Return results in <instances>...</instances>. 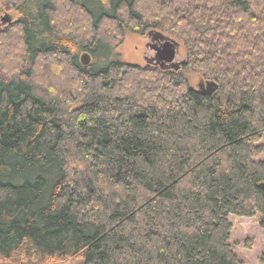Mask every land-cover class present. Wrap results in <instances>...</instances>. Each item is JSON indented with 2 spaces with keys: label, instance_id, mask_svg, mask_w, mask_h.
Returning <instances> with one entry per match:
<instances>
[{
  "label": "trees",
  "instance_id": "trees-1",
  "mask_svg": "<svg viewBox=\"0 0 264 264\" xmlns=\"http://www.w3.org/2000/svg\"><path fill=\"white\" fill-rule=\"evenodd\" d=\"M0 26V264H245L230 219L264 230V0H0ZM129 33L185 64L106 62Z\"/></svg>",
  "mask_w": 264,
  "mask_h": 264
},
{
  "label": "rangeland",
  "instance_id": "rangeland-1",
  "mask_svg": "<svg viewBox=\"0 0 264 264\" xmlns=\"http://www.w3.org/2000/svg\"><path fill=\"white\" fill-rule=\"evenodd\" d=\"M11 17V22L17 19V16L12 12L3 11L2 18L5 16ZM1 28V26H0ZM150 42V39L146 36H139L129 33L122 45H120L111 56H105L106 62L112 60H120L125 63H130L139 66L147 65L144 56L150 54V51L146 48V45ZM6 53V52H4ZM185 60V54L181 46H179L178 62ZM92 62V60H91ZM187 78L190 85L195 90H200V86L207 80L201 75L189 71ZM231 222L234 226L232 243L235 247L236 254L245 264H261L260 257L264 251V230L259 225V217L252 219H244L238 217H231ZM250 244V248L247 246ZM30 260L26 257H22V264H29ZM35 263V260L31 261ZM62 264H82L80 260L70 261Z\"/></svg>",
  "mask_w": 264,
  "mask_h": 264
},
{
  "label": "water",
  "instance_id": "water-1",
  "mask_svg": "<svg viewBox=\"0 0 264 264\" xmlns=\"http://www.w3.org/2000/svg\"><path fill=\"white\" fill-rule=\"evenodd\" d=\"M11 21H12L11 17L8 15L2 18V24H8ZM160 37L164 40V44L157 54V60L159 63L162 64L161 69L164 68L163 65H171L172 69H174L175 71L180 70L181 67L185 64V62L183 61V62L177 63L179 44L175 40H172L161 34H160ZM91 60H92L91 56L85 53L81 57V64L87 67L91 64ZM200 90L205 94L213 95L218 90V86L214 82H206V86H205V83L202 84V89Z\"/></svg>",
  "mask_w": 264,
  "mask_h": 264
},
{
  "label": "flooded vegetation",
  "instance_id": "flooded-vegetation-1",
  "mask_svg": "<svg viewBox=\"0 0 264 264\" xmlns=\"http://www.w3.org/2000/svg\"><path fill=\"white\" fill-rule=\"evenodd\" d=\"M147 38H149L150 42H151V43H148L146 45V48L150 51V54H146L144 56V60H145L147 65L158 66V67L162 68L161 67L162 64L159 63L157 60V54H158V51L162 48V46L164 44V40L160 37V34H158V33H149L147 35ZM177 63H179V62L177 61ZM163 67H164L163 69H165V70L166 69L167 70L172 69L171 65H163ZM205 86H206V83H205ZM204 88H206V87H204ZM200 89H202V85L200 86Z\"/></svg>",
  "mask_w": 264,
  "mask_h": 264
},
{
  "label": "bare ground",
  "instance_id": "bare-ground-1",
  "mask_svg": "<svg viewBox=\"0 0 264 264\" xmlns=\"http://www.w3.org/2000/svg\"><path fill=\"white\" fill-rule=\"evenodd\" d=\"M164 71V70H163Z\"/></svg>",
  "mask_w": 264,
  "mask_h": 264
}]
</instances>
